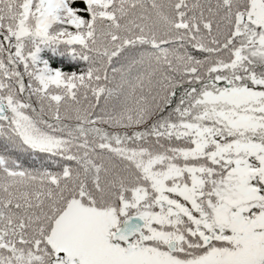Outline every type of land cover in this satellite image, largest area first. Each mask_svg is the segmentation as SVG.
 I'll use <instances>...</instances> for the list:
<instances>
[{
	"label": "snow or ice",
	"instance_id": "1",
	"mask_svg": "<svg viewBox=\"0 0 264 264\" xmlns=\"http://www.w3.org/2000/svg\"><path fill=\"white\" fill-rule=\"evenodd\" d=\"M0 264H264V0H0Z\"/></svg>",
	"mask_w": 264,
	"mask_h": 264
},
{
	"label": "trees",
	"instance_id": "2",
	"mask_svg": "<svg viewBox=\"0 0 264 264\" xmlns=\"http://www.w3.org/2000/svg\"><path fill=\"white\" fill-rule=\"evenodd\" d=\"M51 55V53H49ZM55 63L52 64V67H59L62 71H77V68L74 66L75 62L70 58H65L64 56L56 55L53 57Z\"/></svg>",
	"mask_w": 264,
	"mask_h": 264
}]
</instances>
